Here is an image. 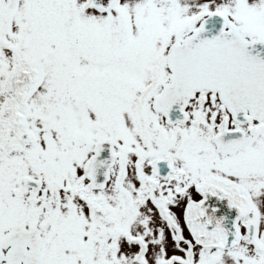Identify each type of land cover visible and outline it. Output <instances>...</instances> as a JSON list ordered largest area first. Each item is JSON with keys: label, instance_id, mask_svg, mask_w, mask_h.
I'll use <instances>...</instances> for the list:
<instances>
[{"label": "snow or ice", "instance_id": "6c2138e0", "mask_svg": "<svg viewBox=\"0 0 264 264\" xmlns=\"http://www.w3.org/2000/svg\"><path fill=\"white\" fill-rule=\"evenodd\" d=\"M0 264H264V0H0Z\"/></svg>", "mask_w": 264, "mask_h": 264}]
</instances>
